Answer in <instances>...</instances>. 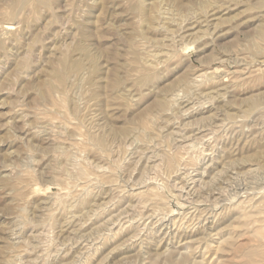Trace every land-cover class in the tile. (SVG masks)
Listing matches in <instances>:
<instances>
[{"label":"rangeland","instance_id":"1","mask_svg":"<svg viewBox=\"0 0 264 264\" xmlns=\"http://www.w3.org/2000/svg\"><path fill=\"white\" fill-rule=\"evenodd\" d=\"M262 27L264 0H0V264H264Z\"/></svg>","mask_w":264,"mask_h":264},{"label":"bare ground","instance_id":"2","mask_svg":"<svg viewBox=\"0 0 264 264\" xmlns=\"http://www.w3.org/2000/svg\"><path fill=\"white\" fill-rule=\"evenodd\" d=\"M189 29V28H188ZM262 29L264 30V27H262ZM260 30V31H259ZM258 30V32H261V36L264 38V31H262L261 29H259ZM260 36V35H259ZM260 36V37H261ZM137 53V52H136ZM63 63H62V65L64 66L65 65V62L64 61H62ZM80 67H81V65H80V63L79 62H75V63H73L71 66H69V67H63V69L64 70H79L80 69ZM63 71V70H62ZM65 72V71H64ZM56 73H58V74H55V75H57L61 80H63V74H62V72L61 71H56ZM66 75V74H65ZM114 79V78H113ZM142 79H143V77H142ZM117 81V80H116ZM115 81V82H116ZM113 82V81H112ZM116 83H118V81L116 82ZM146 83V82H145ZM113 86V85H112ZM111 86V87H112ZM115 87V85L113 86V88ZM163 99V98H162ZM159 100V99H158ZM162 101L163 100H160L158 103H159V105H161L162 104ZM155 104H156V102H155ZM163 106V105H162ZM251 107V106H250ZM147 120V119H146ZM143 122V121H142ZM147 122V121H146ZM98 143V142H97ZM100 143H102V141H100ZM250 216V215H249ZM259 216V215H258ZM242 219V218H241ZM249 219H252V217L250 218L249 217ZM254 219V218H253ZM246 222L248 221V220H245ZM253 221V220H252ZM255 226V225H254ZM253 228V227H252ZM262 228V227H261ZM261 228H258L256 231H255V236H257V237H264V232L262 231V230H260ZM263 229V228H262ZM205 233V232H204ZM209 234V233H208ZM223 234V233H222ZM210 235V234H209ZM235 235V234H234ZM252 237V236H251ZM257 237H253V238H257ZM260 239V238H259ZM256 240V239H255ZM257 241H258V238H257ZM255 242V241H254ZM224 243L225 244H223L225 247L224 248H229V247H231V245L232 244H230V242L229 241H224ZM234 243V242H233ZM260 244V243H259ZM258 246H261V245H258ZM257 246V247H258ZM205 247H207V246H205ZM240 249L242 250V252L244 253V255L248 258V260H247V262H248V264L249 263H251V262H253V257L255 256V254H254V256H253V254H252V252H249V251H246V250H243V248L242 247H240ZM253 249V248H252ZM261 249V248H260ZM246 251V252H245ZM256 253V252H255ZM258 253V252H257ZM263 254V253H262ZM261 255V254H260ZM263 256V255H262ZM244 257V256H243ZM257 261V260H256ZM263 261V260H262ZM241 262H243L242 260H241ZM228 263V262H227ZM217 264V263H216ZM244 264V263H243ZM257 264H258V262H257Z\"/></svg>","mask_w":264,"mask_h":264}]
</instances>
